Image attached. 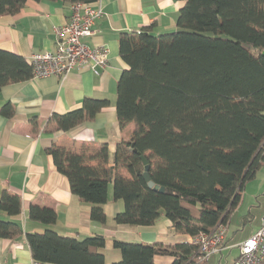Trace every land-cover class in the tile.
<instances>
[{"label": "trees", "instance_id": "16d2710c", "mask_svg": "<svg viewBox=\"0 0 264 264\" xmlns=\"http://www.w3.org/2000/svg\"><path fill=\"white\" fill-rule=\"evenodd\" d=\"M25 1L0 0V15L17 13ZM182 1L175 30L155 35L145 28L119 36V55L127 68L117 80L115 109L120 127L132 122L134 129L131 140L118 143L113 166L107 167L105 145L95 153L97 164L89 162L93 156L65 146L47 149L71 192L91 204V220L105 223L102 205L111 184L113 198L123 201L113 217L116 223L150 225L163 214L175 232L190 236L172 245L114 239L121 258L111 264H156L155 255L173 256L171 264H204L195 260L192 238L227 222L244 182L262 160L264 0ZM30 77L32 66L25 57L0 48V89ZM108 104L107 98L85 97L78 108L50 119L66 131ZM0 114L12 117L13 105L4 103ZM140 155L147 160L152 188L142 176ZM20 209L19 195L3 190L0 210L16 215ZM28 215L45 225L42 232L25 235L34 259L105 264L99 251L105 245L102 235L58 234L50 227L57 214L49 206L31 204ZM17 233V223L0 218V237Z\"/></svg>", "mask_w": 264, "mask_h": 264}, {"label": "crops", "instance_id": "0c3cea01", "mask_svg": "<svg viewBox=\"0 0 264 264\" xmlns=\"http://www.w3.org/2000/svg\"><path fill=\"white\" fill-rule=\"evenodd\" d=\"M97 2L101 4L104 15L96 19L93 34L82 40L90 47L104 45L108 48L107 63L99 68L98 74L89 67H77L64 79L57 76L30 77L6 84L0 89V107L6 102L14 107L12 117L0 114V194L7 190L19 195L21 200V209L16 215H8L0 210L1 219L13 220L19 227V233L14 237H0V264H31L33 257L25 235L28 232H42L45 228L41 222L30 219L28 209L31 204L49 206L56 211V221L50 227L60 235L79 239L102 235L105 245L99 251L104 255L105 264L121 258L120 251L112 245L114 239L163 245L190 240V236L175 232L171 221L163 214L150 225L116 223L113 217L123 209V201L113 198L111 184L107 201L102 205L106 214L105 223L91 220V204L71 192L67 177L56 169L47 151L53 144L65 146L84 153L86 157L93 156L89 162L97 164L99 158L95 157V153L105 145L107 167L113 166L118 143L131 140L134 129L132 122L120 127L115 109L117 80L122 69L127 68L119 55V36L145 28L155 35L173 31L179 9L184 4L182 0ZM69 14V2L63 0H26L17 13L0 15V48L27 60L33 53L53 51L56 47L54 27L65 23ZM85 97L107 98L109 104L92 119L66 131L58 129L50 119L51 115L78 108ZM259 152L261 163L253 177L247 179L242 187L245 191L247 185H252L251 191L256 195L254 199L251 195L248 197L251 206L264 190V144ZM118 170L128 176L124 167ZM242 203L243 196L229 214L222 249L215 254L218 259H221L224 250H232L260 225L259 216L248 235L237 241L233 236L229 239L227 231L235 215L240 217L244 227L249 220V214L245 215L240 209ZM263 213L264 209L261 216ZM172 260L171 255L154 256L156 264H171Z\"/></svg>", "mask_w": 264, "mask_h": 264}, {"label": "built area", "instance_id": "2783aa9c", "mask_svg": "<svg viewBox=\"0 0 264 264\" xmlns=\"http://www.w3.org/2000/svg\"><path fill=\"white\" fill-rule=\"evenodd\" d=\"M70 14L65 23L55 26L56 47L53 51L33 53L28 57L32 66V77L57 76L64 79L74 68L89 67L99 73L107 63L108 48L104 45L90 47L82 38L92 35L96 19L104 15L97 0L69 3ZM140 32V31H138ZM226 223L218 224L209 234L192 238L197 245L195 260L207 261L211 255L221 251L225 239ZM238 255L229 264H264V213L260 225L249 237L236 245ZM31 264H44L32 259Z\"/></svg>", "mask_w": 264, "mask_h": 264}, {"label": "rangeland", "instance_id": "374dc122", "mask_svg": "<svg viewBox=\"0 0 264 264\" xmlns=\"http://www.w3.org/2000/svg\"><path fill=\"white\" fill-rule=\"evenodd\" d=\"M251 190H253L251 184L246 186L245 191L243 189L241 190V196H243L244 203H242L243 207H240V209L242 210V212L244 211L245 215L249 214L248 217L249 220L248 222H246V225L244 227L242 226V222H240L239 219L240 217L235 215L231 221V224L228 227L227 235L229 236V239H232L233 236L234 239L237 241L238 238L248 235L249 229L252 226V224L253 223L256 224L258 217L259 216L261 217L262 210L264 209V190L261 194H259L255 198V203L252 204L253 206H251V204H249L248 202L249 195H251L253 199L256 195ZM241 214L238 215L240 216ZM237 253H238V247H232V250L223 251V255L221 259L220 257L218 259V255L213 254L207 261H205L204 264H226L227 262H230L237 255Z\"/></svg>", "mask_w": 264, "mask_h": 264}, {"label": "water", "instance_id": "95a60500", "mask_svg": "<svg viewBox=\"0 0 264 264\" xmlns=\"http://www.w3.org/2000/svg\"><path fill=\"white\" fill-rule=\"evenodd\" d=\"M262 55H264V51L262 52ZM132 146H134V144H132ZM133 151H137L135 147L133 148ZM140 159L142 161V164L144 165L142 176L144 180L147 182L148 187L152 188L154 186V182L151 180L149 173H148L149 166L147 164V160L145 159L143 155H140ZM159 191H163V187H161Z\"/></svg>", "mask_w": 264, "mask_h": 264}]
</instances>
